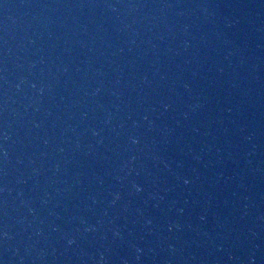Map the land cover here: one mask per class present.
<instances>
[{
	"label": "water",
	"instance_id": "water-1",
	"mask_svg": "<svg viewBox=\"0 0 264 264\" xmlns=\"http://www.w3.org/2000/svg\"><path fill=\"white\" fill-rule=\"evenodd\" d=\"M2 264H264V0H0Z\"/></svg>",
	"mask_w": 264,
	"mask_h": 264
},
{
	"label": "snow or ice",
	"instance_id": "snow-or-ice-1",
	"mask_svg": "<svg viewBox=\"0 0 264 264\" xmlns=\"http://www.w3.org/2000/svg\"><path fill=\"white\" fill-rule=\"evenodd\" d=\"M0 264H2V262H0Z\"/></svg>",
	"mask_w": 264,
	"mask_h": 264
}]
</instances>
